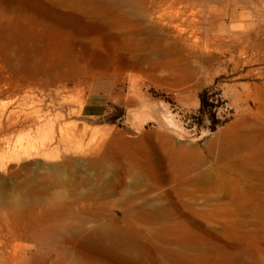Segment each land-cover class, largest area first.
Returning <instances> with one entry per match:
<instances>
[{
  "label": "rangeland",
  "instance_id": "374dc122",
  "mask_svg": "<svg viewBox=\"0 0 264 264\" xmlns=\"http://www.w3.org/2000/svg\"><path fill=\"white\" fill-rule=\"evenodd\" d=\"M13 1L0 0V9ZM99 1L72 14L63 32L39 31L31 48L11 43L12 15L0 13V264H264V0H130L164 31L151 45L150 15L129 21L115 0H103L107 11ZM102 74L116 76L125 97L108 116L85 119L86 88ZM229 127L256 136L240 151L251 173L213 174L218 196L177 197L170 185L147 194L172 207L167 223L178 231L170 254L151 240L150 262L79 249L81 230L113 215L124 224L131 211L115 206L120 195L105 203L90 195L99 175L90 162L109 150L136 152L127 163H140L144 180L157 133L176 150L205 151ZM45 135L53 138L39 156L13 159L20 145L40 147ZM147 226L152 233L158 224L135 223Z\"/></svg>",
  "mask_w": 264,
  "mask_h": 264
},
{
  "label": "bare ground",
  "instance_id": "6f19581e",
  "mask_svg": "<svg viewBox=\"0 0 264 264\" xmlns=\"http://www.w3.org/2000/svg\"><path fill=\"white\" fill-rule=\"evenodd\" d=\"M90 1L15 0L10 2L6 9H0V13H4L5 16L12 15L7 17L9 20L7 26L12 32L11 43L17 47L31 48V46L40 41L39 35H37L39 31L57 29L63 32L68 27L66 22L71 18L72 14L76 12L84 13L82 7ZM107 2L103 0L99 1L104 11L109 9L108 5L110 3ZM114 2L121 7V10L117 11V13L128 20H140L148 18L150 15V45L154 42L156 33L161 35L160 42H163L164 31L155 22H152L151 12L150 14H146L144 11H140L130 0H115ZM50 14H54L55 17L49 18ZM156 53L160 57L163 56L162 51H157ZM169 53L171 54V51ZM35 111L37 112L38 110ZM13 113L10 112L11 115ZM135 118V116L130 115V122H133ZM144 122L145 119H142L140 127ZM229 132H220L214 140L209 142L205 151L191 144L182 147L179 145L180 149L176 150L171 142L167 141V137L164 134L157 133L158 139L156 140L158 141L156 143L152 142L153 145L152 147L150 146L149 166H147L149 178H145L144 180L136 173V169L142 167L141 164L137 162L127 163V160L137 155L136 152L129 151L120 156L118 154L115 155L112 150H109L106 152L105 157L90 162L89 166L99 172L98 178L94 182L89 183L91 185L89 190L90 195L104 203L111 197L120 195L115 206L119 208L126 207L131 211L124 215V224L113 215L107 224L104 223L91 229L81 230V234H77L83 240L79 249L82 248L88 255L101 253L107 257L112 255L130 256L138 258L141 262H146V260L150 262L147 242L151 240L158 244L162 242L163 245L160 246L159 251L164 255L170 254L167 246L173 244V242L175 243V241L168 240L169 236L178 231L176 226L168 225L167 223L173 214V211L170 209L172 207L168 204L163 205L162 203L153 204L148 202L147 194L149 192L151 194L154 189L170 185L177 197L187 196L193 200L198 197V193H209L215 196V194H219V184L217 176L215 179L213 174H232L234 172L247 176L251 173L249 163L240 160V151L241 149H249L256 136L254 137L250 133H244L230 127ZM67 134H69V131ZM52 138L50 135H45L40 147L32 144L26 147L20 145V148L13 152V159L39 156L41 150L46 147V142L52 141ZM151 138L154 139L153 135H151ZM161 139L162 141H159ZM100 151L101 147L98 148L95 154H99ZM105 173H108L109 176L104 177ZM222 183L224 184V182ZM144 186H146V191L141 192L140 189ZM130 190H136V192L129 193L131 192ZM140 222L158 224L156 232L151 233L149 226L143 228L135 227V223ZM179 239H176V241L178 240L177 242L183 246L179 253L187 255L185 253L186 247L184 246L186 243L181 242V238ZM25 257L24 252L18 254V260L20 261H25ZM89 258L91 259V257ZM93 262L92 264H110L108 260L102 263L98 261ZM155 264L160 263L157 261Z\"/></svg>",
  "mask_w": 264,
  "mask_h": 264
},
{
  "label": "crops",
  "instance_id": "0c3cea01",
  "mask_svg": "<svg viewBox=\"0 0 264 264\" xmlns=\"http://www.w3.org/2000/svg\"><path fill=\"white\" fill-rule=\"evenodd\" d=\"M119 80L112 74L93 77L86 88L80 115L89 120H98L108 116L112 110L122 104L125 92L118 88Z\"/></svg>",
  "mask_w": 264,
  "mask_h": 264
}]
</instances>
